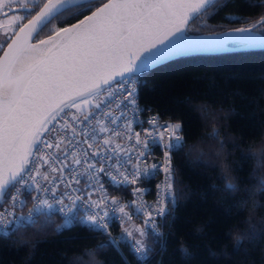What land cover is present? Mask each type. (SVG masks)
Returning a JSON list of instances; mask_svg holds the SVG:
<instances>
[{
    "label": "snow or ice",
    "instance_id": "1",
    "mask_svg": "<svg viewBox=\"0 0 264 264\" xmlns=\"http://www.w3.org/2000/svg\"><path fill=\"white\" fill-rule=\"evenodd\" d=\"M226 6L227 0H108L107 3L103 0H0V15L10 18V29L0 33V50H3L0 57V202L10 201L13 209L17 204L23 205L26 193L34 186L41 195H51L54 199L59 195V203L69 195V190L79 192L81 195L70 197V203L75 206L87 188H94L92 181L98 183L100 173L120 187L148 181L162 172L164 179L157 185V201L151 210H146L142 201L131 202L137 205L138 212L144 211L145 222L151 221L152 231L157 232L154 215L163 218L168 213V205L176 204L171 151L182 146V137L178 135L181 124L161 123L159 113L146 121L139 118L143 109L138 103L134 74L176 52L177 33L191 20ZM72 8L75 11L70 12V19L77 23L60 27L35 44L30 42L56 14ZM14 11L21 14L14 15ZM88 12L90 15H85ZM261 28H264V15L247 28L232 31L245 33ZM113 103L124 109L121 113L125 120L124 132L105 123L112 113L103 107ZM128 112L133 114L132 119L128 118ZM110 123L115 125L116 119ZM144 123L149 127L143 128ZM133 124L141 126L143 139L141 132L133 133ZM125 132L128 141L134 138L131 148L121 144L109 147L115 143L114 138L122 137ZM106 133L100 140L102 147L92 150L98 138ZM153 145L166 149L163 162L142 164L150 157ZM130 153L137 163L131 164ZM82 176L86 177V184L79 187ZM61 185L63 192H60ZM235 187L226 183L225 191H233ZM99 188L102 190L103 184ZM146 191L147 188L137 187L133 194ZM33 199L51 207L48 199L39 196ZM83 203L95 211L74 219L107 236L98 249L111 247L123 264H128L119 244L126 237H133L134 242L128 244L131 252L138 264H147L152 248L143 239L146 235L143 228L125 227L121 237H113L108 232L107 194L102 192L98 200H93L89 193ZM110 204L116 206L118 198H112ZM125 208L121 204L112 211L130 220ZM69 223L66 220L58 228ZM19 226L21 222L14 211L0 212V231L5 236ZM134 231L140 239L134 238ZM157 235L161 234L157 232ZM181 251L190 255L186 248Z\"/></svg>",
    "mask_w": 264,
    "mask_h": 264
},
{
    "label": "trees",
    "instance_id": "2",
    "mask_svg": "<svg viewBox=\"0 0 264 264\" xmlns=\"http://www.w3.org/2000/svg\"><path fill=\"white\" fill-rule=\"evenodd\" d=\"M74 11L54 16L35 40L77 21L70 19ZM261 15L264 0H227L218 12L193 19L187 32L246 27ZM200 20L204 25L193 28ZM138 74L140 102L180 123L182 137L172 151L176 204L162 239L146 230L147 264H264V48L180 56ZM233 181L235 190L225 191ZM104 186L127 197L125 187ZM64 222L57 213L38 212L0 235V264H123L111 247L97 248L107 240L99 231L74 218L58 228ZM114 232L121 236L120 227ZM236 233L243 237L239 244ZM129 242L120 250L128 264H138Z\"/></svg>",
    "mask_w": 264,
    "mask_h": 264
},
{
    "label": "built area",
    "instance_id": "3",
    "mask_svg": "<svg viewBox=\"0 0 264 264\" xmlns=\"http://www.w3.org/2000/svg\"><path fill=\"white\" fill-rule=\"evenodd\" d=\"M134 75H135V78L137 81V87H138V85L141 82V78H140L138 73H135ZM138 103L141 106V108L143 109V111H141V113L139 114V118L141 120L146 121L149 117L156 114L155 111H152V110L149 111L148 110L149 108H147L146 106H144L140 102L139 97H138ZM103 110L104 111H110L112 113V116H110L108 119H106L105 123L108 124V126L110 128H113L116 131L124 132L123 125L125 124V120L121 118V113L124 112L123 107L122 106L117 107L116 104L113 103V104H110L108 106L103 107ZM127 116L129 119L133 118V114L131 112H128ZM113 118L116 119L115 125H112L110 123V120ZM159 119H160L161 123H165V122L177 123L175 121L163 118L160 115H159ZM142 127L148 128L149 125L147 123H144ZM135 132H141L142 133L141 138L143 139V132H142L141 126L133 124V133H135ZM106 135H108V134L107 133L102 134L98 138L97 142L93 145L92 150H95L96 147H102V145L100 144V140H102L104 138V136H106ZM178 135L181 136L180 131L178 132ZM114 140H115V143L109 147L114 148L115 144H121L125 148H131L135 142L134 138L132 141H128L126 132L122 137L114 138ZM165 150L166 149H164L158 145H153L152 151L150 153V157L148 159L144 160L142 162V164L143 163L152 164V163H158V162L162 163ZM172 151H171V156H172ZM130 155H133V159L131 161V164L137 163L135 160L134 154L130 153ZM98 166L99 165H97V167ZM172 166H173V162H172ZM129 167H130V165H129ZM44 168L46 169L47 166L45 165ZM80 179H81V184L79 185V187H84L86 184V177L82 176ZM163 179H164V174L162 172H160L159 174L155 175L153 178H151L148 181L139 182L135 185L122 186V187H125V189L127 190V197L122 199L121 197H117L115 195H111L110 193H108V191L105 189L104 181H109V183H112V182L110 181L109 177L105 176L103 173H100V174H98V183H97V180H93L92 184L94 185V188H87V190L83 194V198L81 200H78L76 202L75 206H73L70 203V197L81 195V193H79V192H72L71 190H69V195L63 199L62 203H59V202H57V201H59V195H57V197L55 199L51 195H47V196L41 195L40 193H37L35 191V187L32 186V190L30 192L26 193V195L24 197L23 205L17 204L13 209V207L10 206V201H4L2 203V205L0 206V212H3L5 210H7L8 212L14 211L15 216L20 220L21 224L25 223L26 221H30L32 219V216L34 215V213H38V212H44L45 214L57 213L60 216H62L65 221L68 220L71 223V221L73 220L74 217H86L87 215H89L95 211V209H91L83 203L84 199H87L89 193H91V199L98 200L99 197L102 195V192H103V193H106L108 196V201H109V218L107 220L108 232H110L113 237H117L115 232H114V226H118L121 228V220L119 218L120 213L118 211H112V208L113 207L118 208L119 205L122 204V205H126V208L129 210L128 214L130 217L141 218L140 220L143 222V225L145 226L146 230L151 235H153L154 237H156L158 239H162L163 234H164L163 228H164V222H165L166 216L162 218L158 215H154V219L156 221L157 232L161 234V235H157V232L152 231L151 221H149L148 223L145 222L144 211L138 212L137 211V205H133L131 202L132 201H137V202L142 201L145 204L146 210H151L154 207L155 202L157 201V192H158L157 185L161 184ZM99 184H103L102 190L99 188ZM137 187L147 188L148 191H146L140 195H134L133 189L137 188ZM12 191H15V189H13ZM63 191H64V187H63V185H61L60 186V192H63ZM34 196H39L40 199H48L49 203L51 204V207L40 205L38 200L33 199ZM114 197L118 198V204L116 206H112L110 204L111 199ZM170 205L171 204L168 205V212L170 209ZM126 208H125V211L127 212ZM61 209H63V211H61ZM69 209H71V212H69ZM30 212H31V216L29 217ZM65 213H67V215H65ZM81 224L84 225L83 223H81ZM87 226L92 227L91 225H87ZM97 231H99V230H97ZM0 235H4L3 231H0ZM104 236H106V235H104Z\"/></svg>",
    "mask_w": 264,
    "mask_h": 264
},
{
    "label": "water",
    "instance_id": "4",
    "mask_svg": "<svg viewBox=\"0 0 264 264\" xmlns=\"http://www.w3.org/2000/svg\"><path fill=\"white\" fill-rule=\"evenodd\" d=\"M103 2L107 3L108 0H103ZM93 11H95V8L93 9ZM86 15H90V12L88 14H86ZM82 18H80V19H82ZM77 22L78 21H75V22H73L71 24H74V23H77ZM190 22L187 24L185 29H183L180 33H177V36H179V40L176 42V47L178 48V50L176 52H174L173 54L165 56L158 64L151 65L146 70H148L150 68H153V67H155V66H157L159 64H162V63H164L166 61L172 60V59L180 57V56H185V55L216 54V53H222V52H228V51H240V50L262 49V48H264V34L259 33V32H254L253 30H250L249 32L251 34H253L254 36H257L260 39V41H258V42H243V38L242 37L236 36V37L228 40V42H227V44L225 46H196V45L192 44L189 41H185L184 39L185 38H193V39L200 38L202 40L208 41L210 39L209 38L210 36H212L214 34H220L222 32H225V31H228V30H231V29H228V30H225V31H218V32L188 33L187 32V28H188V25L190 24ZM71 24L66 25L64 27H70ZM244 28H247V27H244ZM235 29H237V28H235ZM50 35H52V34H50ZM48 36H46L44 38H41V39H46ZM37 41L38 40L33 39L30 42L31 43H37ZM49 47H50V45H49ZM6 48H7V45H4V49L5 50H6ZM2 56H3V50L0 51V57H2ZM137 73H139V72H137Z\"/></svg>",
    "mask_w": 264,
    "mask_h": 264
},
{
    "label": "rangeland",
    "instance_id": "5",
    "mask_svg": "<svg viewBox=\"0 0 264 264\" xmlns=\"http://www.w3.org/2000/svg\"><path fill=\"white\" fill-rule=\"evenodd\" d=\"M37 2H39V0H37ZM5 11H7V9H5ZM13 14L14 15H19V14H21V12L14 11ZM203 21L204 20L198 21V23L195 24L196 27L194 26L193 28L197 29L198 27L204 25ZM249 24H248V26H249ZM248 26H246V27H248ZM9 29H10V18L7 17V16L0 15V33L4 32L5 30H9ZM253 31L264 34V28H261V29H258V30H253ZM128 211L129 210L127 209V213H128ZM119 218L121 220V236L123 235L122 234V229L125 228V227L129 228L130 230H134L135 228H143L145 230V233H146V228L143 225V222L140 220L141 218H139V217H137V218L131 217V219L129 220L128 217H122L121 213L119 215ZM133 236H134L135 239H140L141 238L139 233L135 232V231L133 232ZM146 237H147V234L143 237V239L148 244V242L146 240ZM125 239L128 240V241H134L133 237H126Z\"/></svg>",
    "mask_w": 264,
    "mask_h": 264
},
{
    "label": "bare ground",
    "instance_id": "6",
    "mask_svg": "<svg viewBox=\"0 0 264 264\" xmlns=\"http://www.w3.org/2000/svg\"><path fill=\"white\" fill-rule=\"evenodd\" d=\"M244 28V27H240ZM231 30L222 32L220 34H214L210 36L208 41L202 40L200 38L198 39H193V38H185V41H189L192 44L196 46H225L228 42V40L240 36L243 38V42H258L260 39L257 36H254L250 32H245V33H237ZM35 44V43H33Z\"/></svg>",
    "mask_w": 264,
    "mask_h": 264
},
{
    "label": "clouds",
    "instance_id": "7",
    "mask_svg": "<svg viewBox=\"0 0 264 264\" xmlns=\"http://www.w3.org/2000/svg\"><path fill=\"white\" fill-rule=\"evenodd\" d=\"M250 151H252L255 154L256 152L259 151V148L258 147H255V148L250 149ZM261 183H264V181H261ZM232 184L235 185V182L233 181ZM241 206L242 207L244 206V203L243 202H242ZM233 238H234L235 241H237L238 239H242V236L239 233H236V234H234V237Z\"/></svg>",
    "mask_w": 264,
    "mask_h": 264
}]
</instances>
